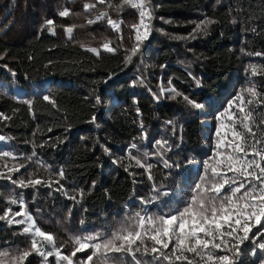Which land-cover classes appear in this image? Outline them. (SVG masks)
Here are the masks:
<instances>
[{
    "label": "trees",
    "instance_id": "1",
    "mask_svg": "<svg viewBox=\"0 0 264 264\" xmlns=\"http://www.w3.org/2000/svg\"><path fill=\"white\" fill-rule=\"evenodd\" d=\"M85 3L95 7L86 11ZM65 10L69 15L60 17ZM145 25L146 38L137 41ZM106 43L116 51L105 50ZM241 93L244 112L251 111L246 122L264 142V0H0V112L10 117L0 119V135L7 138L0 153H12L0 158V215L7 212L0 220V264H43L31 249L33 238L42 250L51 249L15 223L18 211L32 215L66 255L77 247L76 238L115 231L129 214L142 212L154 185L163 184L167 195L143 208L155 214L182 209L215 151L214 113ZM231 112L235 117H225L226 125L243 119L237 106ZM236 130L252 142L241 124ZM21 179L42 184L21 187ZM56 181L76 199L56 191ZM242 249L249 251L242 250L240 264L264 261V252L252 255L247 242ZM24 250L31 254L20 260ZM91 251L77 252L73 264H89ZM141 259L151 264L150 256ZM56 260L48 257L47 264ZM91 264L102 261L94 257Z\"/></svg>",
    "mask_w": 264,
    "mask_h": 264
},
{
    "label": "snow or ice",
    "instance_id": "2",
    "mask_svg": "<svg viewBox=\"0 0 264 264\" xmlns=\"http://www.w3.org/2000/svg\"><path fill=\"white\" fill-rule=\"evenodd\" d=\"M99 2H103V0H99ZM83 7L87 11L94 8L95 5L85 3ZM68 15L67 10L59 12L60 17ZM105 15L106 13H103L96 19H103ZM139 15L141 24H143L145 12L141 11ZM87 22L94 23L93 20ZM46 23L52 25L54 21L49 19ZM108 23L119 31V25L115 21L109 19ZM144 27L145 34L143 37L138 34L137 41L146 38L148 28L147 25ZM66 31L71 35L73 29L68 27ZM50 34L55 35V31H50ZM103 47L109 53L116 51L107 43ZM138 49L139 45H137ZM91 51L97 53L95 48ZM253 74L255 75V70ZM12 75L15 74L12 73ZM169 83L171 82L169 81ZM197 84H199L198 81ZM161 91L163 92L164 89ZM247 91L253 97L256 96V92L252 88ZM153 96L157 100L160 98L155 93ZM42 98L45 101L50 100L49 95H44ZM183 99L193 108H201L199 103L189 97L184 96ZM94 102L97 105L100 104L99 98H94ZM27 103L31 107V101L29 100ZM247 103L251 105L253 100L249 99ZM243 105V93H241L235 99H229L225 105H222L218 113H214V118L219 121V126L214 130L215 151L210 154L208 160L202 163L201 182L191 186L190 199L184 202L182 209L175 208L167 212L160 209L159 214H155L151 213L150 209L143 208L145 204L158 206L159 199L163 195H167L163 184L154 185L152 189L154 195L141 201L142 212L137 211L134 215L129 214L120 222L115 231L96 232L94 235L78 237L75 239L77 247L65 255L53 243L51 234L41 231L40 228L33 225L35 228L34 237L43 238V241L51 245V249L42 250V246H38L40 241L35 238L31 241V249L43 258V264H47V258L53 255L57 257L56 264H61L62 261L73 264L72 258L76 256L77 252L85 249L93 250L86 256V261L89 264L94 257L101 260L102 264H109V262L111 264H126L125 257H130L131 264H149L148 260L141 259L145 256L151 257V264H240L242 250L249 251V249H242L246 242L252 246V255L256 254V250L264 252V220H262L264 218V166H261L264 163V142L255 139L256 133L246 122L251 111L245 113ZM234 106H237V111L243 114V119L230 118L229 124L226 125L225 117H228L230 113L231 117H235V113L231 112ZM0 119L8 121L10 117L0 112ZM237 123L241 124L253 137L251 143L236 130ZM5 139L4 135H0V141ZM155 143L160 144V141H155ZM131 148L136 149L137 145L133 143ZM249 148L252 150L251 153ZM221 153L225 154L222 162L216 161V157ZM11 156L12 153L8 151L0 153V158ZM136 163L143 167L139 160H136ZM20 167L23 165L9 169V172H17ZM147 167L150 169L151 165ZM166 167L171 168L172 165L166 164ZM228 173H231V176ZM59 175L63 178L62 170ZM197 175L200 176V173ZM6 178L14 185L17 183L10 174ZM56 183L59 185L56 191L64 192L69 199H76L75 196H68L59 181ZM205 183H207L206 187ZM19 184L21 187L28 185L35 187L41 185L42 181L40 179L30 180L26 185L21 179ZM225 186L228 187L227 193L224 192ZM11 203L15 204L16 201L13 200ZM22 215H24L23 211L14 213V216ZM5 219H7V212L0 215V220ZM27 219L30 221L32 218L28 216ZM11 222L9 221V223ZM15 223L19 225L25 221L16 220ZM254 227L255 231H253ZM29 231V227L23 229L24 233H29ZM148 242H150V246ZM137 253L141 258L137 257ZM30 254V251L24 250L19 259L23 260ZM189 254L193 259L189 258ZM76 264H84V261H77Z\"/></svg>",
    "mask_w": 264,
    "mask_h": 264
},
{
    "label": "rangeland",
    "instance_id": "3",
    "mask_svg": "<svg viewBox=\"0 0 264 264\" xmlns=\"http://www.w3.org/2000/svg\"><path fill=\"white\" fill-rule=\"evenodd\" d=\"M6 142H7V138H6L4 141H0V145H4V144H6ZM28 216H31V218H32L30 221L27 219ZM17 220H24V221H25L24 224H25L27 227H29L30 230L34 233L35 228L33 227V225H35V227H36V224H35V221H34L32 215L24 214V215H22V216H19V217L17 218ZM43 242H44V241H43ZM43 247H45V246H43Z\"/></svg>",
    "mask_w": 264,
    "mask_h": 264
}]
</instances>
